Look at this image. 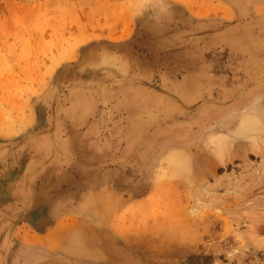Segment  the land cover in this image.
Segmentation results:
<instances>
[{
    "label": "rangeland",
    "instance_id": "374dc122",
    "mask_svg": "<svg viewBox=\"0 0 264 264\" xmlns=\"http://www.w3.org/2000/svg\"><path fill=\"white\" fill-rule=\"evenodd\" d=\"M262 116L264 0H0V264H264Z\"/></svg>",
    "mask_w": 264,
    "mask_h": 264
},
{
    "label": "bare ground",
    "instance_id": "6f19581e",
    "mask_svg": "<svg viewBox=\"0 0 264 264\" xmlns=\"http://www.w3.org/2000/svg\"><path fill=\"white\" fill-rule=\"evenodd\" d=\"M262 117H264V116H262ZM262 119H264V118H262ZM242 121H243V120H242ZM245 122H246V121H245ZM224 123H225V122H224ZM221 126H222V125H221ZM221 126H220V127H221ZM243 126H244V125H243ZM217 127H218V125H217ZM239 128H240V127H239ZM236 130H237V129H236ZM243 130H244V129H243ZM260 130H261V129H259V132H260ZM248 132H250V131H248ZM220 133H221V132H220ZM262 134H264V133H262ZM233 136H234V135H233ZM246 137H247V136H246ZM242 138H243V137H242ZM258 138H259V137H258ZM262 138H264V137H262ZM259 139H261V138H259ZM262 140H264V139H262ZM254 147H255V146H254ZM204 172H206V171H204ZM200 175H201V174H200ZM249 194H250V193H249ZM212 214H214V213H212ZM218 214H219V213H218ZM219 215H220V214H219ZM214 216H215V215H214ZM214 216H213V217H214ZM209 217H210V216H209ZM211 218H212V217H211ZM211 218H210L209 220H211ZM223 218H225V217H223ZM223 218H222V219H223ZM226 219H228V217L225 218V220H226ZM223 220H224V219H223ZM225 220H224V222H225ZM193 222H194V221H193ZM212 222H213V221H212ZM228 222H229V221H228ZM228 222H226V223H228ZM212 224H213V223H212ZM229 224H230V223H229ZM229 224H228V225H229ZM230 226H231V225H230ZM262 226H264V225H261V228H262ZM227 227H228V226H227ZM214 228H215V227H214ZM259 232H260V231H259ZM222 233H223V232H222ZM225 234H226V232H225ZM228 234H229V233H228ZM218 235H219V234H218ZM222 236H223V235H222ZM229 238H230V237H229ZM223 242H224V241H223ZM206 246H207V245H206ZM251 254H252V253H251Z\"/></svg>",
    "mask_w": 264,
    "mask_h": 264
}]
</instances>
